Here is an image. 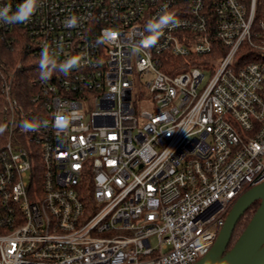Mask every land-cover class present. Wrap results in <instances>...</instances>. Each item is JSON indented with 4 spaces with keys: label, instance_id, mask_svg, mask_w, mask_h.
<instances>
[{
    "label": "built area",
    "instance_id": "1",
    "mask_svg": "<svg viewBox=\"0 0 264 264\" xmlns=\"http://www.w3.org/2000/svg\"><path fill=\"white\" fill-rule=\"evenodd\" d=\"M257 13V0H44L19 31L0 22L18 54H0V264L204 257L264 181ZM45 50L78 66L42 80Z\"/></svg>",
    "mask_w": 264,
    "mask_h": 264
},
{
    "label": "water",
    "instance_id": "2",
    "mask_svg": "<svg viewBox=\"0 0 264 264\" xmlns=\"http://www.w3.org/2000/svg\"><path fill=\"white\" fill-rule=\"evenodd\" d=\"M256 201L260 204L253 218L234 246L228 250L238 221ZM195 264H264V181L238 198L213 247Z\"/></svg>",
    "mask_w": 264,
    "mask_h": 264
},
{
    "label": "clouds",
    "instance_id": "3",
    "mask_svg": "<svg viewBox=\"0 0 264 264\" xmlns=\"http://www.w3.org/2000/svg\"><path fill=\"white\" fill-rule=\"evenodd\" d=\"M43 3L44 0H25V3L17 6L14 12L7 6L0 8V22L9 24L27 23L43 6ZM168 23V19L161 18L158 23H149L148 27L162 30V28L167 26ZM71 24H75V19L71 21ZM77 66L78 61L75 58H69L63 63L58 64L55 59H49L48 52L45 50L42 53V58L39 64L41 79H50L51 74L54 71H60L62 74L67 75ZM37 127L38 125L33 122H25L23 125L25 131L35 130Z\"/></svg>",
    "mask_w": 264,
    "mask_h": 264
},
{
    "label": "trees",
    "instance_id": "4",
    "mask_svg": "<svg viewBox=\"0 0 264 264\" xmlns=\"http://www.w3.org/2000/svg\"><path fill=\"white\" fill-rule=\"evenodd\" d=\"M257 9H258V13H257L256 21L258 22L260 20H264V0H257ZM16 25H17L16 28L19 31L20 29H19L18 23H16ZM260 31H261V34L263 35V40H264V29H260ZM0 38H1V35H0ZM0 54H2L3 56L9 57L11 60H13V63H16L18 61V54L16 53L12 59L10 57L12 56L10 48L7 46L5 41H2L1 39H0ZM256 55H257L256 52L251 51L250 54H248L247 56L246 62L256 61L257 60ZM259 204H260L259 201L254 202L253 205H251L249 209L244 213V215L240 218L233 232L231 241L228 246V250H230L234 246L239 236L244 232L247 225L253 218Z\"/></svg>",
    "mask_w": 264,
    "mask_h": 264
},
{
    "label": "rangeland",
    "instance_id": "5",
    "mask_svg": "<svg viewBox=\"0 0 264 264\" xmlns=\"http://www.w3.org/2000/svg\"><path fill=\"white\" fill-rule=\"evenodd\" d=\"M133 95L135 97V108L138 112V114L143 110V106L141 104V92H140V89H139V85L138 84H135V87H134V92H133ZM85 105H86V114L89 115V112H90V108H91V103L90 102H85Z\"/></svg>",
    "mask_w": 264,
    "mask_h": 264
}]
</instances>
